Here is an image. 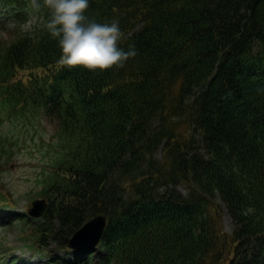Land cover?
<instances>
[{
	"label": "trees",
	"instance_id": "1",
	"mask_svg": "<svg viewBox=\"0 0 264 264\" xmlns=\"http://www.w3.org/2000/svg\"><path fill=\"white\" fill-rule=\"evenodd\" d=\"M0 6L43 23L0 42V173L20 147L6 118L31 102L58 123L39 180L46 219L9 214L7 228L19 219L34 245H55L50 264H264V0H91L88 14L119 20L120 46L137 51L106 70L56 63L47 7ZM16 200L0 182V203ZM99 213V247L65 258Z\"/></svg>",
	"mask_w": 264,
	"mask_h": 264
},
{
	"label": "clouds",
	"instance_id": "2",
	"mask_svg": "<svg viewBox=\"0 0 264 264\" xmlns=\"http://www.w3.org/2000/svg\"><path fill=\"white\" fill-rule=\"evenodd\" d=\"M90 3L91 0H30V7L49 10L45 27L58 43L59 66H82L89 70L123 66L137 55L135 47H121L124 33L119 20L98 21L88 14Z\"/></svg>",
	"mask_w": 264,
	"mask_h": 264
},
{
	"label": "rangeland",
	"instance_id": "3",
	"mask_svg": "<svg viewBox=\"0 0 264 264\" xmlns=\"http://www.w3.org/2000/svg\"><path fill=\"white\" fill-rule=\"evenodd\" d=\"M39 23L40 22H38L37 18L32 16L26 23L20 25V28L30 29ZM13 28L15 27L7 25L0 27V40L8 42L13 39L16 31V28ZM53 135L54 126L49 122L42 121V125L39 126L36 133L31 131L26 134L25 139L27 143L24 148H21L16 152L15 158L7 165L1 166L2 171L0 174V182L5 184V186L9 188L13 196L17 199L15 207L19 211H26L24 209H28L30 207L32 202L31 199L40 197L37 195L45 194V191L42 189V184L38 179L40 171L42 170L40 162L44 160V156L37 153L34 149V143L40 142L39 137L48 141ZM10 165H13V167L10 168ZM180 188H182L183 192H186L184 190V185ZM221 209H219V214L222 215L223 229L226 234L231 233L234 228L232 220L227 215L225 210L223 208ZM18 230L19 228H16L14 231L7 233L5 240L8 244H23L20 240ZM4 234L5 231L0 230V238L4 236ZM26 258L32 259L35 264H37L38 260H43L39 258L38 254L32 255L29 252L26 253Z\"/></svg>",
	"mask_w": 264,
	"mask_h": 264
},
{
	"label": "water",
	"instance_id": "4",
	"mask_svg": "<svg viewBox=\"0 0 264 264\" xmlns=\"http://www.w3.org/2000/svg\"><path fill=\"white\" fill-rule=\"evenodd\" d=\"M45 205L43 201L34 203V208L30 211L33 215H39L41 210L44 209ZM105 226V220L103 217H97L86 224L80 231H78L70 241L72 248H94L103 233Z\"/></svg>",
	"mask_w": 264,
	"mask_h": 264
}]
</instances>
